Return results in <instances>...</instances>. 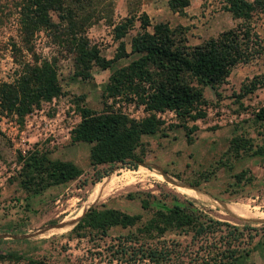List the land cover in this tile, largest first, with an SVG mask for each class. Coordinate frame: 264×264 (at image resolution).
<instances>
[{"label":"rangeland","instance_id":"1","mask_svg":"<svg viewBox=\"0 0 264 264\" xmlns=\"http://www.w3.org/2000/svg\"><path fill=\"white\" fill-rule=\"evenodd\" d=\"M108 1L113 23L129 13L137 16L144 12L149 23L165 20L170 25H184L189 43L201 41L235 22L230 13L222 9V0H189L183 11H175V15L167 0ZM108 19L103 16L86 29L87 36L105 57L113 55L118 43L112 38V24ZM252 21L261 39L263 54L235 64L226 80L215 88L204 86L205 114L195 119L191 140H186L183 127L176 124L178 119L173 110L164 109L158 112L163 119L160 128L141 135L145 150L142 161L99 164L96 169L104 174L94 181L95 168L88 161L89 143L70 140V128L79 118L75 103L83 102L99 110L102 107L100 92L108 74L135 54L129 52L104 69L93 65L90 75L81 77L73 73L71 56L58 53L48 36L37 32L36 49L43 55L57 56V77L62 92L42 101L39 107L25 114L21 122L9 115L0 118V251L11 253L10 257L0 258V264H26V257L49 264H199L211 254L207 252L212 238L209 234L191 236L190 231L167 230L162 235H142L137 230L139 222L128 227L110 226L104 235H74L71 226L92 204L138 212L140 221H144L156 207L151 203L154 198L169 204L173 200L190 201L205 217L212 216L238 227L244 222L263 224L264 221L250 220L245 215L264 211V154L251 151L257 145H264V132L252 114L253 109L264 103V85L240 98L235 95L241 82L253 74H264V11L254 13ZM138 23L135 19L132 27L120 37L126 51ZM15 25L14 16L0 25V79L12 75L14 64L8 43L15 37ZM80 94L84 96L82 101L76 98ZM114 106L132 117L144 114L140 106L122 99H116ZM235 134L248 137L251 148L240 149L235 154L228 147L229 139ZM33 148L45 150L52 158L70 159L82 172L39 193H30L19 183L18 154ZM240 170L244 174L237 180L234 173ZM170 180L194 187L202 196L179 192L171 186ZM102 183L108 186L103 196L86 205L92 189ZM141 197L150 199L148 208L140 206ZM218 227L221 231L214 232L216 238L224 232L222 223ZM244 230L254 232V229ZM131 231L138 235H127ZM257 239L258 235L254 234L245 244L249 252L239 263L264 264ZM150 249L157 254L166 251V258L158 261L148 258L145 254Z\"/></svg>","mask_w":264,"mask_h":264},{"label":"trees","instance_id":"2","mask_svg":"<svg viewBox=\"0 0 264 264\" xmlns=\"http://www.w3.org/2000/svg\"><path fill=\"white\" fill-rule=\"evenodd\" d=\"M188 2L167 0V5L170 10L180 13ZM109 4L108 0H0V25L11 16L16 24L15 37L8 43L14 64L12 75L0 79V118L9 115L21 122L24 115L39 107L42 101L62 92L57 77V56L43 55L35 47V35L39 31L55 44L58 53L71 56L73 73L81 77L89 76L93 65L104 69L129 52L135 54L126 63L113 67L108 74L102 84L99 110L83 102L75 103L79 118L70 128V140L89 143L88 161L95 168L93 181L104 174L96 169L99 164L142 161L145 150L141 135L160 128L163 119L158 112L164 109L173 110L178 119L176 124L183 127L186 140H191V132L196 128L195 119L205 114L204 86L215 88L226 80L235 64L263 54L252 17L254 13L264 11V0H222V9L228 11L235 22L195 43L187 41L185 26L181 23L169 25L165 20L149 23L144 12L137 16L129 13L113 23ZM103 16L109 18L112 38L118 40L111 57L101 55L97 44L86 34L87 27ZM135 19L139 20L138 28L130 35L129 51H126L120 37L132 27ZM262 85L264 74H253L241 82L236 98ZM83 97L80 94L76 98L82 101ZM116 99L140 106L144 114L129 116L114 106ZM252 114L264 132V103L253 109ZM188 120L192 121L189 125ZM228 147L237 154L240 149L249 150L251 142L248 137L235 134L229 139ZM251 151L264 154V145H257ZM18 157L19 183L30 193H39L82 172L72 160L52 158L39 148L25 154L19 152ZM243 174L240 170L234 176L238 180ZM139 203L142 208H148L151 203L156 206L144 221H140L138 212L92 204L70 231L77 236L104 235L110 226L128 227L139 222L137 230L142 235H162L167 230L190 231L191 236L209 234L212 238L207 244L210 247L207 252L211 254L199 264H243L238 261L249 252L245 244L257 234L256 242L260 244L264 258V223L244 222L238 227L212 216L205 217L190 201L173 200L169 204L154 198L150 203V199L141 197ZM221 223L224 232L216 238L213 234L216 230L221 231L218 227ZM244 229H254L255 233ZM127 235L138 234L131 231ZM145 255L158 261L161 257L166 258L167 252L157 254L150 249ZM10 256V252L0 251V258ZM25 261L26 264H49L31 257H26Z\"/></svg>","mask_w":264,"mask_h":264},{"label":"bare ground","instance_id":"3","mask_svg":"<svg viewBox=\"0 0 264 264\" xmlns=\"http://www.w3.org/2000/svg\"><path fill=\"white\" fill-rule=\"evenodd\" d=\"M159 175V174H158ZM161 175V174H160ZM162 177V176H161ZM170 179V178H169ZM104 181V180H103ZM106 183V182H105ZM171 186H173L175 189H177L179 192H183L189 195H193L195 197L202 196L199 191H197L194 187H191L185 183H182L180 181H171L170 180ZM106 184H98L95 185L93 191L89 195L88 199L86 200L85 204L87 205L88 203L92 202L96 197L102 195L107 190ZM103 196V195H102ZM101 197V196H100ZM83 208L80 209V211ZM78 211V213H80ZM233 212V211H232ZM244 212V211H243ZM247 212V211H246ZM247 219L250 220H256V221H264V211L261 214H247L245 215ZM256 224V223H255Z\"/></svg>","mask_w":264,"mask_h":264},{"label":"crops","instance_id":"4","mask_svg":"<svg viewBox=\"0 0 264 264\" xmlns=\"http://www.w3.org/2000/svg\"><path fill=\"white\" fill-rule=\"evenodd\" d=\"M173 14L175 15L176 14V12L175 11H173ZM169 24V23H168ZM170 25V24H169Z\"/></svg>","mask_w":264,"mask_h":264},{"label":"water","instance_id":"5","mask_svg":"<svg viewBox=\"0 0 264 264\" xmlns=\"http://www.w3.org/2000/svg\"><path fill=\"white\" fill-rule=\"evenodd\" d=\"M82 213H83V211H82ZM82 213H81V214H82ZM81 214H80V215H81ZM78 217H79V216H78ZM78 217H77V219H78ZM77 219H76V220H77Z\"/></svg>","mask_w":264,"mask_h":264}]
</instances>
